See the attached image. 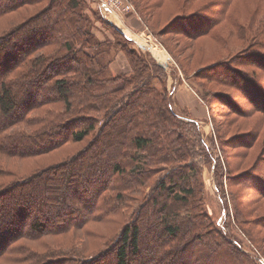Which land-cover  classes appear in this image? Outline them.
Returning a JSON list of instances; mask_svg holds the SVG:
<instances>
[{"label":"trees","instance_id":"obj_1","mask_svg":"<svg viewBox=\"0 0 264 264\" xmlns=\"http://www.w3.org/2000/svg\"><path fill=\"white\" fill-rule=\"evenodd\" d=\"M43 1L0 0V18ZM69 1L65 4L48 0L43 8L0 35V158L31 159L71 142H81L92 132L96 134L72 156L28 174L17 176L0 160V260L14 261L16 256L15 264L28 262L32 258L28 248L14 247L21 239L34 241L49 235L68 237L71 232H86L88 244L93 238L99 240L93 253L85 254L87 245L68 243L77 242L74 237L66 240L65 247L38 254L35 264H197L196 259L187 256L185 248L182 251L172 247L174 241L169 239L155 238L158 244L153 247L142 245L138 222L126 223L113 236L89 228L92 223L108 221L103 214L114 213L117 208L110 199L102 203L100 198L112 175L126 173L115 157L126 150L129 142L136 149H149L143 165L137 163L132 174L127 171L142 179L148 174V161L184 162L189 140L179 133L172 136L170 131L169 123H175L178 117L167 93L154 83L163 69L135 49L131 40L126 45L113 46L110 39L98 38L89 28V17L77 10L78 0ZM203 10L210 12L198 14ZM224 10L222 3L208 2L193 13L195 19L190 17L191 29L179 23L181 15L171 23L179 24L178 28L170 25L169 29L190 39L216 34ZM107 21L115 23L114 19ZM234 26L239 33L249 31L246 24ZM256 32L264 38V22ZM130 43L133 46L129 47ZM50 45L57 46L52 53L35 55ZM113 50L125 52L131 73L112 74L113 58L106 57ZM223 73L205 76L219 81L232 77L236 81L234 75ZM235 86L251 100L256 112L264 113V84L253 80ZM199 135L198 143L203 144ZM253 138L249 133L246 143ZM183 164H178L181 169ZM192 168L189 165V170ZM190 179L185 177L186 185ZM102 181L104 184L99 185ZM117 200L122 205L124 197ZM160 215L161 221L166 222V217ZM193 223L189 222L190 229ZM165 226L166 235L172 239L179 237V223ZM233 240L227 241L232 249Z\"/></svg>","mask_w":264,"mask_h":264},{"label":"rangeland","instance_id":"obj_2","mask_svg":"<svg viewBox=\"0 0 264 264\" xmlns=\"http://www.w3.org/2000/svg\"><path fill=\"white\" fill-rule=\"evenodd\" d=\"M47 1L26 5L18 12L0 18V35L43 8ZM61 1L65 4L70 2ZM78 2L80 6L77 10L84 11L90 19L89 28L101 40L110 39L113 46L117 43L126 45L132 37L130 35L136 36L133 31L139 36L154 39L152 44L160 40L165 50L161 45L155 46L160 49L153 53L140 47L145 42L143 38L132 43L135 49L152 58L163 69L158 73L160 78H155L154 83L167 93L171 108L179 118H176L175 123H169L170 131L173 132L172 136L179 133L189 140V143L186 142L189 151L184 162L148 161V174L143 176L144 180L137 178L136 173L130 176L128 172L132 174L137 163L143 165V157L149 149H136L129 142L125 146L126 150L122 149L120 155L115 157L128 172L112 175L100 198L103 199L102 203L110 199L111 204L117 207L114 210L116 213L103 214L105 219L113 223L105 220L103 223H92L89 228L93 232L100 231L105 236H113L118 235L126 223L138 222L142 245L146 244V247L157 245L158 242L153 240L155 238L169 239L171 243L174 241L172 247L182 251L185 248L187 256L196 259L197 264H264V190L261 192L264 189V113L256 112L251 100L235 86L253 80L264 84V38L256 32L264 22V0H127L134 10L123 14L125 23H119L120 26L107 21V18L113 19L115 15L102 3L95 0ZM208 2H214V5L222 3L225 7L221 13L223 21L216 34L190 39L178 34L177 30L169 29L179 15V23L183 22L190 28L189 21L195 19L193 13ZM204 12L210 11L203 10L198 14ZM239 23L248 25L249 31L239 33L234 26ZM178 25L171 26L178 28ZM115 27L120 28L117 30ZM132 43L128 44L129 47L133 46ZM56 47L47 46L35 55L50 54ZM118 55L114 50L112 55H107L106 59L113 58L111 66ZM224 71L237 77L236 81L232 77L219 81L205 76L225 74ZM166 83L171 90L166 88ZM181 85L192 88L207 107V118L201 119L202 122H189L186 116L181 115V106L177 104L179 99H187V94L183 90L177 96V88L174 91L175 86L179 88ZM175 110H179L182 117ZM198 113L202 114L203 110L199 108ZM193 115L199 117L196 112ZM201 130L211 144V150L205 146L206 143H198L196 135L200 133L202 136ZM249 133L254 138L246 143ZM95 134L92 132L81 142H71L35 158L0 160L13 174H28L36 168L47 167L59 163L68 155L72 156L86 146ZM137 158L140 159L135 160ZM180 162L184 163L182 169L178 165ZM189 165L193 167L191 170ZM185 177H191L188 185ZM102 184L103 181L99 185ZM188 189L194 191L188 193ZM177 196L184 199H176ZM121 197H124L122 205L117 200ZM160 214L166 217V222L161 221ZM172 222L173 225L179 223L181 228L179 237L174 236V239L164 233L165 225ZM189 222H194L192 229ZM74 237H77V242L73 243L70 238ZM228 239H234L233 249L228 245ZM66 240L81 247L87 245L85 254L93 253L99 242L93 238L88 244L90 238L86 232H71L68 237L49 235L34 241L21 239L14 243V247L25 245L32 258L19 264H35L38 254L65 247ZM163 249H166L165 246ZM13 257L16 261V256ZM14 261L2 259L0 264H15Z\"/></svg>","mask_w":264,"mask_h":264},{"label":"crops","instance_id":"obj_3","mask_svg":"<svg viewBox=\"0 0 264 264\" xmlns=\"http://www.w3.org/2000/svg\"><path fill=\"white\" fill-rule=\"evenodd\" d=\"M131 41H133V40H131ZM154 48L159 50L156 47H154ZM118 54L119 55L117 56V58H115L116 60H114V62H113V66H111L112 74L113 75H120L122 73H126V74L131 73L132 67L130 65L129 59H128L127 55L125 54V52L121 51ZM159 56H160V53H159ZM166 84H167L166 88L168 90H171L172 88H169L168 83H166ZM176 88H177V93H176L177 96H179L180 92H183V90L185 91V94H187L186 95L187 99H185V100L179 99V102L177 104L178 106H181V109H182L181 115L186 116L187 121L198 123L199 121H201V122L203 121L201 119L207 118L206 117V113H207L206 108L207 107L205 108V105L201 101V98L197 95V93H195V91L192 88H189L188 86L184 87L183 85H181L179 88L175 86L174 91ZM177 100L178 99L176 98V101ZM199 108H201L203 110L202 114L198 113ZM175 111L179 115V117H182V116H180L179 110H175ZM195 112L199 115L198 118L193 115ZM208 130H206V131H208ZM201 133H202L201 137L203 139L204 144L206 143V146L208 148H211V144L206 139L205 134L202 132V130H201Z\"/></svg>","mask_w":264,"mask_h":264},{"label":"built area","instance_id":"obj_4","mask_svg":"<svg viewBox=\"0 0 264 264\" xmlns=\"http://www.w3.org/2000/svg\"><path fill=\"white\" fill-rule=\"evenodd\" d=\"M95 1L102 3L105 7L108 8L109 11H111L115 15V17H113V19H114V22L115 23H116V20H117V24L118 25H119V23L121 25H123L125 23L124 20H123V18H122L124 16L123 14L126 15L131 10H134V8L131 5H129V3L127 2V0H95ZM123 29H125V28H123ZM133 32L136 34V36L130 35V36H132L130 38V40L139 42V41H141V38H143L145 40V42L141 43V45L143 47L140 46L139 43H138V45L141 48H143L145 51H148V52H152L153 53L154 51H157V50H155L154 47L155 46L160 47V45L162 46V49L165 50V47L160 42V40H157V42H159V43L152 44L151 41H153L154 39L151 40L148 36L142 37V36H139V34L137 32H135V31H133ZM148 40H150V41H148Z\"/></svg>","mask_w":264,"mask_h":264},{"label":"bare ground","instance_id":"obj_5","mask_svg":"<svg viewBox=\"0 0 264 264\" xmlns=\"http://www.w3.org/2000/svg\"><path fill=\"white\" fill-rule=\"evenodd\" d=\"M155 50H157V49H155ZM157 51H159V50H157ZM159 53V52H158Z\"/></svg>","mask_w":264,"mask_h":264}]
</instances>
